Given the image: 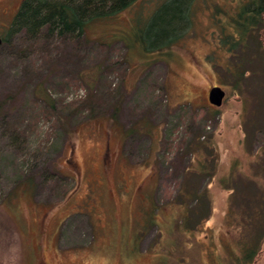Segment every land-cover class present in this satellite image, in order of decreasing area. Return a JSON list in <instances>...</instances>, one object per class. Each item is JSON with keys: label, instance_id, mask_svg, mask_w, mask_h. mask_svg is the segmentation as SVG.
Masks as SVG:
<instances>
[{"label": "rangeland", "instance_id": "1", "mask_svg": "<svg viewBox=\"0 0 264 264\" xmlns=\"http://www.w3.org/2000/svg\"><path fill=\"white\" fill-rule=\"evenodd\" d=\"M21 2L0 0L2 35ZM164 2L134 0L90 20L78 50L24 32L0 46V264L234 263L225 248L237 249L242 231L227 223L233 188L239 221L259 192L252 180L264 187V153L258 138L247 140L264 117V91L254 78L242 95L226 77L229 65L240 68L224 39L244 2L193 0L179 37L159 49L173 35L155 26ZM220 86L217 105L210 91ZM210 135L209 156L189 152ZM200 159L207 172L184 178ZM194 186L207 190L212 216L189 232L174 203ZM262 247L255 264H264Z\"/></svg>", "mask_w": 264, "mask_h": 264}, {"label": "trees", "instance_id": "2", "mask_svg": "<svg viewBox=\"0 0 264 264\" xmlns=\"http://www.w3.org/2000/svg\"><path fill=\"white\" fill-rule=\"evenodd\" d=\"M134 0H22L21 8L15 15L13 23L8 28L7 34L2 35L3 43L1 45L10 44L9 37L11 35L24 32L32 38L40 37L59 39L61 42L71 40L78 50L82 37L86 30V25L93 19H101V17H110L113 14L124 10L125 7L130 5ZM193 0H165L164 3L156 10L157 21L155 26L168 25L170 31L166 34H173L172 37H168L169 41L161 47L169 46L175 39L179 37V33L185 27V23L190 21L189 7ZM240 10L233 17L235 24V32L229 33L224 39V43L229 46V51H232L234 56L239 59L240 68L234 70V67L229 65L226 70V77H228L229 84L233 86L236 92L243 95L244 88L248 80H254L258 78L257 82L261 91H264V41L262 39L264 28V0H242ZM160 9V10H159ZM164 14L165 17H164ZM168 16H170L168 18ZM168 30V29H167ZM176 33V34H175ZM178 34V35H177ZM0 45V46H1ZM254 55V60L252 59ZM255 60L257 62H255ZM247 61L250 64L253 62L258 65L246 68L243 63ZM95 99L84 100L87 106L93 107ZM49 107L54 109V103H49ZM118 106L113 112L112 116L117 117ZM261 117L264 116V102L263 108L259 109ZM262 135H264V117L262 122H256L252 132L248 130L247 140L253 141L258 138L261 145L260 150L264 153V143L261 141ZM127 137V135H126ZM185 141V138H183ZM261 141V142H260ZM188 143V141H187ZM188 147L191 149L189 152L200 155L204 153L205 156H209V153L216 147L214 135H210L208 140H201V136L196 137L193 143H188ZM194 147V149H193ZM184 155H186L184 153ZM181 157H183L181 155ZM199 166L193 168L191 166L184 169V178H187L189 174L194 173L200 176L201 173H206L205 161L200 159L198 161ZM259 170L264 173V162L258 165ZM232 172L231 181H235V172ZM214 173V172H213ZM212 173V174H213ZM211 174V175H212ZM257 184L258 193L254 197L247 200L248 207L244 210V216L238 221V215L235 213L232 205L236 204V200L240 194V189L235 185L233 193L231 195V208L228 212L227 223L229 226H235L238 223L242 225V231L240 232V238L237 239L236 248L226 243L225 248H230V257L234 261L233 264H255L257 258L260 256L263 244H264V187L259 185V182L252 180ZM259 186V187H258ZM66 193V192H65ZM63 193V195L65 194ZM179 202L174 205H183L186 211V215L182 217L181 224L186 231L195 232L200 229L203 223L208 220L212 215V203L209 198L207 190L200 189L194 186L193 189H188L183 192L179 191ZM62 195V196H63ZM63 199H60L62 201ZM148 199V202H151ZM246 202V201H245ZM160 202H156V214L164 209L165 206H161ZM184 211V212H185ZM155 215L152 214V218L145 224V228H149L152 224H156L154 221ZM142 235L140 232L133 239L131 245V251H137L140 247Z\"/></svg>", "mask_w": 264, "mask_h": 264}, {"label": "water", "instance_id": "3", "mask_svg": "<svg viewBox=\"0 0 264 264\" xmlns=\"http://www.w3.org/2000/svg\"><path fill=\"white\" fill-rule=\"evenodd\" d=\"M3 43L2 34L0 32V45ZM210 91V101L213 103L220 105L224 102V97L226 96V90L220 87H212Z\"/></svg>", "mask_w": 264, "mask_h": 264}]
</instances>
